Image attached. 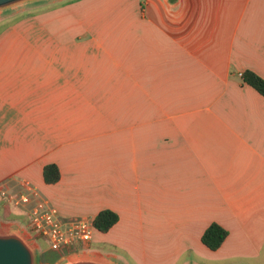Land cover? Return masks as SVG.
I'll return each instance as SVG.
<instances>
[{"label":"crops","instance_id":"crops-1","mask_svg":"<svg viewBox=\"0 0 264 264\" xmlns=\"http://www.w3.org/2000/svg\"><path fill=\"white\" fill-rule=\"evenodd\" d=\"M56 1L0 32V195L116 212L115 264H264V0Z\"/></svg>","mask_w":264,"mask_h":264},{"label":"rangeland","instance_id":"rangeland-1","mask_svg":"<svg viewBox=\"0 0 264 264\" xmlns=\"http://www.w3.org/2000/svg\"><path fill=\"white\" fill-rule=\"evenodd\" d=\"M54 2L58 3V1L56 0H31L0 9V32H2L7 27L15 24L16 22L20 21L25 17L37 14L38 12L42 11L43 8H49L51 6H52L51 8H53ZM14 190L15 189L7 192L12 193L16 196L21 194L18 193L19 192L18 190L16 191ZM7 210L9 214H5V211ZM30 211L31 210L29 209L26 210V208H23V205L21 203L17 204L16 202L11 201L9 197L1 194L0 195V233L17 232L37 248L39 247L37 242H39L41 246V250L39 253L40 258L37 264H41L40 263L41 258L44 261H47L48 259L55 261L58 257L57 253L54 250L50 249L49 243L42 239L39 241L40 238L35 239L30 225L31 224ZM46 249H50V250L44 252V250ZM63 255L67 256L68 253ZM107 256L108 254H106L104 249H101L100 246L93 245V249L90 246L89 250L70 256L69 260L74 261L83 258L99 257L98 259L100 261L105 262V261H109L107 259ZM187 256L188 259H191L195 255H193L192 252H189L187 253ZM67 262H68V258H63L59 261V264H67ZM235 262L240 263L241 261H235ZM216 263L222 264L223 262L216 261ZM245 263L248 264L247 261H245ZM250 264H255V263L251 261Z\"/></svg>","mask_w":264,"mask_h":264},{"label":"built area","instance_id":"built-area-1","mask_svg":"<svg viewBox=\"0 0 264 264\" xmlns=\"http://www.w3.org/2000/svg\"><path fill=\"white\" fill-rule=\"evenodd\" d=\"M1 193L17 204L30 203L32 196L39 199V194L34 190H32L33 194L22 192L17 196L7 191ZM30 222L35 239H46L50 248L55 251L67 254L90 249L95 231L93 221L90 219H64L55 207L50 206L44 200H37L30 211Z\"/></svg>","mask_w":264,"mask_h":264},{"label":"trees","instance_id":"trees-1","mask_svg":"<svg viewBox=\"0 0 264 264\" xmlns=\"http://www.w3.org/2000/svg\"><path fill=\"white\" fill-rule=\"evenodd\" d=\"M242 77L245 83L252 86L264 96V78L262 76L252 70H246L242 73ZM60 177L61 172L58 165L51 163L44 167V179L46 183H56L60 180ZM119 219L120 217L116 212L110 209H104L94 218V228L100 232H107L119 221ZM228 234L229 232L226 228L219 223L213 222L203 233L202 242L211 250H217L223 245ZM41 239L46 241L44 238H40L39 241ZM55 252H57V256L63 255L59 251Z\"/></svg>","mask_w":264,"mask_h":264},{"label":"water","instance_id":"water-1","mask_svg":"<svg viewBox=\"0 0 264 264\" xmlns=\"http://www.w3.org/2000/svg\"><path fill=\"white\" fill-rule=\"evenodd\" d=\"M31 0H0V9ZM38 256L33 245L17 232L0 233V264H37ZM67 264H115L98 258H83Z\"/></svg>","mask_w":264,"mask_h":264},{"label":"bare ground","instance_id":"bare-ground-1","mask_svg":"<svg viewBox=\"0 0 264 264\" xmlns=\"http://www.w3.org/2000/svg\"><path fill=\"white\" fill-rule=\"evenodd\" d=\"M91 258H93V259H97V258H99V257H91Z\"/></svg>","mask_w":264,"mask_h":264}]
</instances>
